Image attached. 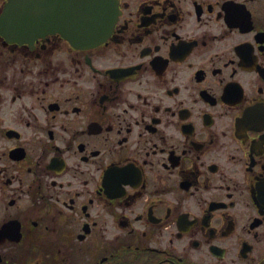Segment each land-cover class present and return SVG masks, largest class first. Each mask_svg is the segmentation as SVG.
I'll use <instances>...</instances> for the list:
<instances>
[{
    "label": "flooded vegetation",
    "instance_id": "1",
    "mask_svg": "<svg viewBox=\"0 0 264 264\" xmlns=\"http://www.w3.org/2000/svg\"><path fill=\"white\" fill-rule=\"evenodd\" d=\"M0 0V264H264V0H117L102 42Z\"/></svg>",
    "mask_w": 264,
    "mask_h": 264
},
{
    "label": "water",
    "instance_id": "2",
    "mask_svg": "<svg viewBox=\"0 0 264 264\" xmlns=\"http://www.w3.org/2000/svg\"><path fill=\"white\" fill-rule=\"evenodd\" d=\"M66 17V34L73 43L92 46L110 34L117 16V0H10L5 20L22 38L52 30L54 20Z\"/></svg>",
    "mask_w": 264,
    "mask_h": 264
}]
</instances>
